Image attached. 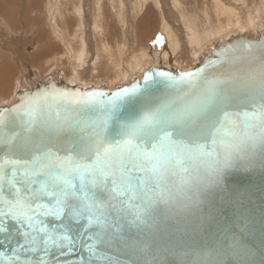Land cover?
<instances>
[{
  "label": "snow or ice",
  "instance_id": "obj_1",
  "mask_svg": "<svg viewBox=\"0 0 264 264\" xmlns=\"http://www.w3.org/2000/svg\"><path fill=\"white\" fill-rule=\"evenodd\" d=\"M155 75L165 78L174 94L131 114H125V107L156 82L152 72L145 74L142 85L110 95L89 92L72 99L57 94L91 113L78 121L37 127L30 120L21 135L13 131L18 125L7 118L9 110L0 113V232L6 240L13 239L4 226L11 219L22 238L2 264H49L50 249L63 255L78 244L89 253L85 264H95L97 258L104 264H126L119 256L101 253V247L131 252L137 256L133 264H149L142 257L150 254V245L125 238L126 226L159 227L174 215L190 214L222 186L228 169L240 165L247 170L257 161L264 168V52L242 79L209 78L204 68L179 77L170 72ZM40 102L24 100L11 111L28 105L32 115ZM66 134L72 139L65 154L54 151L53 141ZM16 152L30 158L15 159ZM129 207L135 212L126 220ZM250 255L251 249L234 234L211 259L193 260L185 252L180 264H250ZM232 256L238 259L233 262Z\"/></svg>",
  "mask_w": 264,
  "mask_h": 264
},
{
  "label": "water",
  "instance_id": "obj_2",
  "mask_svg": "<svg viewBox=\"0 0 264 264\" xmlns=\"http://www.w3.org/2000/svg\"><path fill=\"white\" fill-rule=\"evenodd\" d=\"M251 44L252 47L246 48ZM225 49H235L234 52L225 53ZM264 52V31L255 37H247L245 35H237L230 37L224 44L213 45L207 53L200 55L190 71H174L167 70V67H149L145 70L136 81L127 86L114 87L109 89L99 86V89L67 86L64 82L55 81L51 78H45L44 81L39 80L36 85L23 87V90L16 91L15 101L8 105L0 107V113L9 110L6 113L8 119H15L18 127L13 131L21 132L30 120L37 123V127H52L55 125H63L67 122L78 121L91 115L80 105L72 104L69 99H62L57 94H70L72 99H79L85 93L100 92L112 94L123 88H132L134 84L142 85L144 76L148 72H152L155 78L153 83L143 96H139L133 105L125 107V114H131L142 107L146 103L155 104L159 101L173 95V90L166 86L163 77L155 75L157 72H170L175 77H179L184 72H194L200 68H204L209 78L212 76H236L239 79L244 78L251 72L258 58ZM226 56H231V60H226ZM257 58V59H254ZM215 63L209 64L208 61ZM239 79L237 83H239ZM47 96V99H43ZM55 97V98H53ZM40 98V109L28 114V105L18 108L16 112L11 110L16 108L24 100H32ZM232 110L239 111L240 108ZM70 135H64L59 141H53L56 149L64 153L68 143L71 141ZM47 144V141H45ZM48 146H52L49 144ZM2 148V145H0ZM4 152L0 151V158H3ZM15 159H28L30 154L13 153ZM250 195L249 199H241L240 194ZM129 212L134 213L135 208H127L125 219L131 220ZM247 217V231L242 230V224L245 223L244 218ZM264 220V168L259 166L257 161L254 167L247 170L237 165L225 172V179L221 187H216L211 194L202 198L199 205L192 210L190 214H184L179 217L172 216L169 221L161 224L159 227L155 225L143 226L137 228L135 225L126 226L122 235L132 240H144L151 247V252L147 257L149 264H180L183 253L188 252L190 259L195 260L197 257L202 259H211L218 251H220L223 242H230L235 234L237 239H243V242L251 249V255L247 257L250 264H264V229L261 224ZM4 226L8 232L12 234L11 241L6 240V234L0 232V264L3 262L4 256L12 255V249L16 247L17 242H22V238L17 233L18 225L11 219L4 221ZM95 230V229H93ZM92 243V241H88ZM52 255L47 257L49 264H85L89 259L87 249L78 244L72 251L65 250L61 255L55 249H50ZM101 253L107 256H119L126 264H133L137 260V256L128 252L121 254L116 248L99 249ZM175 253V254H173ZM33 255V254H29ZM41 255V254H36ZM231 261L235 262L238 257L232 256ZM95 264H104L103 260L96 259Z\"/></svg>",
  "mask_w": 264,
  "mask_h": 264
},
{
  "label": "bare ground",
  "instance_id": "obj_3",
  "mask_svg": "<svg viewBox=\"0 0 264 264\" xmlns=\"http://www.w3.org/2000/svg\"><path fill=\"white\" fill-rule=\"evenodd\" d=\"M43 1V7L45 9L43 12L44 23L35 30L37 39L36 43H38L39 47L36 50V53L32 54V60L44 59L48 56L44 63L49 62L48 66H55L58 63L60 65L62 64V67L59 71L54 69L56 72H48L45 75H40L38 73L35 75L32 74V78L29 80L31 82L35 79L34 85H36L39 80L44 81L45 78H51L55 81L64 82L67 86L79 87L82 89H99L97 88L99 86H104L109 89L120 86L129 87V84L136 81L145 70H149V67H167L165 69L171 70L170 72L190 71L195 64L196 59L200 55L207 53L213 45L218 43L224 44L225 41L232 36L245 35L247 37H252L251 32H254V34L257 32L259 34L264 31V20L256 21L259 19L258 16H250L246 14L241 18V13L239 11L245 9L248 10L247 7L245 8L243 6L249 3L246 0H240V3H237L236 0H218L217 4L213 0H201L203 2V4H201L203 6V8H201L202 12L200 13L199 11L201 17L199 25L202 26L201 29H194L191 25H188L189 23L186 20L193 15L191 11H189L190 9H187L186 12V7H184L185 4L183 10H185L186 13L184 14L185 17L183 16L182 19L177 17L178 15L182 16L183 12L181 10L180 12L177 11L178 13H174L172 12L173 10H171L172 7L179 8L181 6L178 0H160L164 23L159 27L162 34L161 36L159 35L158 42L156 40L154 41V39H149L147 42L149 36L146 38L149 33L152 34L155 32L157 23L153 20V15L155 13V4L160 3H158V0ZM260 1L263 0H258L257 3ZM60 2L63 5H61ZM65 4L69 5V7L64 8L63 6ZM5 6L7 5L0 2V9H4ZM200 7L198 8L200 9ZM105 8H108V11L111 13L113 12L111 14L112 21L110 25L106 23L104 24V22L108 20H106L108 14L105 13L107 11H104ZM65 10L69 14H65ZM25 11H27V9H25ZM33 11L36 15V10L34 9ZM104 14H107V16ZM15 15L18 16L17 14ZM103 15L106 16V18ZM11 16L10 18H12ZM2 17L6 16L4 15ZM34 17L35 16L33 15V18ZM37 17H35V19H37ZM244 17L248 18V24H244L246 22ZM7 18L9 17H6V19ZM30 19L28 18V20H25L29 23ZM141 20L147 21L149 24L147 31L143 34L142 44H146L147 42L146 49L144 50H141L139 46L141 41L137 42L141 37L138 34V37H136L135 32L133 31L135 28L138 29L141 26ZM188 21H190V19ZM5 23H3V26L0 24V33H5L9 30L8 28H10V26L8 28L4 27V25L6 26ZM105 25H108L109 28ZM117 26L120 27L121 32L124 33L123 37L120 36L125 42L123 44V40L121 41L124 48L119 43L120 46L113 41L109 43V41L112 40L109 35L116 30ZM6 29L8 30L6 31ZM25 29L27 30V28ZM141 29L143 28L141 27ZM75 30L76 32H74ZM249 32L251 33V36H249ZM43 33H47L45 40L43 39L45 36L42 35ZM96 37L98 41L94 40ZM112 38L114 39V36H112ZM201 38L203 39L201 40ZM3 39L4 38L2 37V40ZM158 46L160 49L159 52H157ZM190 47H194L191 52L189 51ZM11 49H13V47L9 44L8 40L6 44L0 41V71L3 70V64L11 59ZM138 49L142 51L140 52V54H142L141 58L135 57L136 55L134 52H138ZM175 51L177 52L175 53ZM144 53L145 55H143ZM159 54L162 56H158ZM61 55L62 57L64 56L65 59L61 57L63 60H60L61 58L59 59V57ZM17 63L18 65H22L23 60L18 59ZM130 65L133 66L131 67ZM98 66H101L102 68L99 70ZM105 71H107L106 74H102ZM4 74H2L3 77H0V96L5 95L7 91L4 89V86L7 84L5 83L6 80ZM98 75V79L102 80L96 79L95 81V78ZM115 78L118 80L121 78V80H115L112 82L111 79L114 80ZM22 82L23 81H20L19 83ZM17 90H23V86L18 87L15 85V94ZM14 97L15 95L12 98ZM1 106H3V104H0V107Z\"/></svg>",
  "mask_w": 264,
  "mask_h": 264
},
{
  "label": "rangeland",
  "instance_id": "obj_4",
  "mask_svg": "<svg viewBox=\"0 0 264 264\" xmlns=\"http://www.w3.org/2000/svg\"><path fill=\"white\" fill-rule=\"evenodd\" d=\"M179 2H180V7L178 8H176V7H172L171 8V10H173L172 12H176V13H178V12H180V10L183 12L182 13V16H179L178 14H176V15H178L177 17H180V18H182L183 19V16L185 17V13L187 12V9H190L189 11H191V13H192V17L191 18H189L190 19V21H188V20H186L189 24L188 25H191V27H193L194 29L196 28V29H201V25H199V23L201 22V17H200V13L202 12V9L201 8H203V6L201 5V4H203V2L201 1V0H189V2H188V0L186 1V0H178ZM197 1V2H196ZM213 1H215L216 2V4H217V2H218V0H213ZM239 1V2H238ZM246 1H248L249 3V5L247 4V5H243L245 8L247 7V9L248 10H241V11H239L240 13H241V18H243V15H250V16H258V18L259 19H257L256 21H258V20H264V0L263 1H260L259 3H257L258 2V0H246ZM0 2H2V3H4V4H6L7 6H5L4 7V9L3 8H1L0 9V24H2V26H3V23H5V20H6V26L4 25V27H6V28H8L9 26H10V28H8V29H6V31L7 32H5V33H0V41H2V43H4V44H6V42H7V40L9 41V44L13 47V49H11V55H10V62L9 61H7V63H5V64H3V70H1L0 71V77H3V75L2 74H4L5 75V83H7L5 86H4V89L5 90H7L6 91V93H5V95H2V96H0V104H5V105H8L10 102H12L13 100H15V97L14 98H12L14 95H15V93H14V88H15V85H17L18 87H21V86H23V87H28L29 85H33L34 84V80L35 79H33L31 82H30V80L29 79H31L32 78V74H36V73H38V74H40V75H45V74H47L48 72H56V70H58L59 71V69L62 67V64L60 65V64H58L57 63V65H55V66H48V64H49V62H45L44 63V61H46L45 59L48 57H46V58H44V59H38V60H32V57H33V55L32 54H34V53H36V50L38 49V43H36V41H37V39H36V28H38L39 26H41L43 23H44V11H45V9H44V7H43V4H44V1L43 0H0ZM160 2V0H158V3ZM236 2L237 3H240V0H236ZM61 3V2H60ZM161 2L159 3V4H155V13H154V15H153V20L155 21V23H157V25H156V28H155V32H153L152 34L151 33H149L147 36H146V38L148 37V39H147V42H148V40L149 39H154V41L156 40L157 42L159 41V37L161 36V34H162V32H160L161 30H160V28L159 27H161L162 26V23H164V20H163V16H162V13H161ZM179 4V3H178ZM184 4H185V6H184ZM25 5H26V7H25ZM61 5H63L62 3H61ZM158 5V6H157ZM196 5V6H195ZM157 6V7H156ZM186 7V12H185V10H183V8L184 7ZM187 6H189V7H187ZM200 7V9L198 8V7ZM64 8H67V7H69V5H67V4H65L64 6H63ZM174 8V9H173ZM176 8V9H175ZM192 8V9H191ZM16 11H15V10ZM23 9V10H22ZM25 9H27V11H25ZM36 10V15L38 16H36L35 15V12L33 11V10ZM42 9V10H41ZM160 9V10H159ZM198 9V10H197ZM2 10V11H1ZM108 11L109 9L108 8H105V10L104 11ZM194 10V11H193ZM234 10H236V9H234ZM105 12V13H107L108 14V18H106V16H107V14H104V15H106V16H104L105 18H106V20L108 21H105V18H104V24L106 23V24H109L110 25V23H111V21H112V13L110 12V11H108V12ZM178 11V12H177ZM199 11H200V13H199ZM23 12V13H22ZM25 12V13H24ZM27 12V13H26ZM42 12V13H41ZM41 13V14H40ZM96 13V12H95ZM197 13V14H196ZM15 14H17L18 16H16ZM22 14V15H21ZM31 14V15H30ZM65 14H69L68 12H66V10H65ZM196 14V15H195ZM6 16V17H9V18H7L6 19V17H2V16ZM11 15H14V16H11ZM33 15L35 16V17H37V19H35V17L33 18ZM42 15V16H41ZM198 15V16H197ZM10 16L13 18H10ZM28 16V17H27ZM111 16V17H110ZM143 16V15H142ZM30 17H31V19H30ZM157 17V18H156ZM20 18V19H19ZM28 18L30 19L29 20V23H27L28 21ZM71 18H73V17H71ZM5 19V20H4ZM10 20V23H9V20ZM25 19H27V20H25ZM109 19H111V20H109ZM186 19V18H185ZM19 22H18V21ZM233 20H234V18H233ZM244 20H246V22L244 23V24H248V18H246V17H244ZM12 21V22H11ZM14 21V22H13ZM16 21V22H15ZM144 20H141V26L138 28V29H136L135 28V30H133L134 32H135V35H136V37H138V35L142 38H140L137 42H140V48H141V50H144V49H146V44H147V42H146V44H142V41H143V34H145L144 32H146L147 31V29H148V26H149V24H148V22L147 21H144ZM162 21V22H161ZM1 22H3V23H1ZM8 22V23H7ZM51 22V21H50ZM14 23H17V24H14ZM29 25H27V24ZM9 24V25H8ZM60 24H61V22H60ZM195 24V25H194ZM35 25H36V27H35ZM112 25V24H111ZM193 25V26H192ZM28 26V27H27ZM32 26H34V27H32ZM106 27H108V25H105ZM115 26H116V24H115ZM16 29H15V28ZM30 27V28H29ZM141 27L143 28V29H141ZM25 28H27V30L25 29ZM28 28H29V30H28ZM109 28V27H108ZM108 28H106V29H108ZM12 29H14V30H12ZM18 29V30H17ZM11 30V31H10ZM16 30V31H15ZM250 31H253V30H250ZM10 32V33H9ZM74 32H76V30L74 31ZM134 32H133V34H134ZM139 32H141V33H139ZM143 32V33H142ZM159 32H160V34H159ZM185 32H186V30H185ZM157 35V37H156V35ZM252 33V34H251ZM249 32V36H251L252 35V37H255V36H257V32H255V34H254V32ZM77 34V33H76ZM114 34V35H113ZM120 34V35H119ZM123 34L124 33H122L121 32V29H120V27H118L117 26V28H116V30L114 31V32H112L110 35H109V37L112 39L111 41H109V43L110 42H115V43H119V44H121V46L124 48V46H123V44L125 43L124 42V40H123ZM138 34V35H137ZM142 34V35H141ZM251 34V35H250ZM44 37H43V39L45 40L46 39V35H47V33H43L42 34ZM119 35V36H118ZM155 35V36H154ZM160 35V36H159ZM112 36H114V39L112 38ZM117 36V37H116ZM120 36H122V37H120ZM2 37L5 39H3L2 40ZM78 37V36H77ZM110 38H109V40H110ZM121 38V39H120ZM74 39H76V38H74ZM118 40V42H117V40ZM203 38H201V40H202ZM94 40H96V41H98V39H97V37L96 38H94ZM123 40V44L121 43V41ZM4 41V42H3ZM118 44V45H119ZM120 46V45H119ZM144 47V48H143ZM143 48V49H142ZM193 49H194V47H190L189 48V51L191 52V51H193ZM141 50H137L138 52H134L135 53V57L136 58H138V57H140L141 58V55L142 54H140V52H142ZM160 51V49H159V46H158V48H157V52H159ZM177 51H175V53H176ZM195 52V51H194ZM194 52H192V53H194ZM143 55H145V53L143 54ZM158 56H162V55H158ZM62 57V55L59 57V59ZM134 57V58H135ZM1 58V57H0ZM63 59H65V57L63 56L62 57ZM60 59V60H63V59ZM18 59H21V60H23V63H22V65H18V63H17V61H18ZM182 60H184V59H182ZM44 63V64H43ZM7 64H8V66H7ZM5 66V67H4ZM7 66V67H6ZM131 67L133 66V65H130ZM100 67V68H99ZM51 68H53V69H51ZM58 68V69H57ZM102 67L101 66H98V69L100 70ZM130 68V67H129ZM27 69V70H26ZM54 69H56V70H54ZM63 69V68H62ZM96 69V68H95ZM94 69V70H95ZM51 70V71H50ZM96 71V70H95ZM4 72V73H3ZM69 72V71H68ZM106 72L107 71H105V72H103L102 74H106ZM66 73H67V71H66ZM98 77H99V75L95 78V81H96V79H98ZM118 77V76H117ZM25 78H27V79H25ZM119 78V77H118ZM24 79V80H23ZM19 80V81H18ZM29 80V81H28ZM94 80V79H93ZM98 80H102V79H98ZM97 80V81H98ZM119 81V80H121V78L118 80L117 78H115L114 80L113 79H111V81L113 82V81ZM20 81H23L22 83H19ZM6 102V103H5Z\"/></svg>",
  "mask_w": 264,
  "mask_h": 264
}]
</instances>
